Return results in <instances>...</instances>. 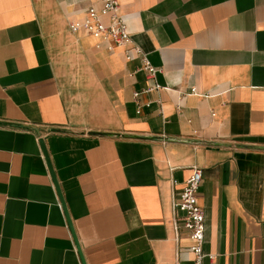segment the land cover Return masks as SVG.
Masks as SVG:
<instances>
[{
  "label": "crops",
  "instance_id": "crops-1",
  "mask_svg": "<svg viewBox=\"0 0 264 264\" xmlns=\"http://www.w3.org/2000/svg\"><path fill=\"white\" fill-rule=\"evenodd\" d=\"M101 6L0 0V264H175L195 167L203 264H264V0H119L138 98L140 60L70 29Z\"/></svg>",
  "mask_w": 264,
  "mask_h": 264
},
{
  "label": "built area",
  "instance_id": "built-area-1",
  "mask_svg": "<svg viewBox=\"0 0 264 264\" xmlns=\"http://www.w3.org/2000/svg\"><path fill=\"white\" fill-rule=\"evenodd\" d=\"M102 6L88 9V18L83 22H70L73 32L84 29L88 34L97 36L107 43L109 50L125 46L128 60L138 58L140 68L145 73L146 86L141 91L134 92V97L161 88L157 81L159 67L155 66L148 55L134 44L128 30V25L119 12V0H101ZM109 15L110 23H104L100 15ZM203 180V171L195 167L191 175L184 181L183 187L176 189L179 184L175 177L172 182V225L177 243L175 264H203L207 254L204 252L206 237L205 213L199 204V189ZM188 237L192 243L188 246L180 244L182 237ZM210 259L214 255H208Z\"/></svg>",
  "mask_w": 264,
  "mask_h": 264
},
{
  "label": "water",
  "instance_id": "water-1",
  "mask_svg": "<svg viewBox=\"0 0 264 264\" xmlns=\"http://www.w3.org/2000/svg\"><path fill=\"white\" fill-rule=\"evenodd\" d=\"M92 134H103V135H107V134H111V133H100V132H91Z\"/></svg>",
  "mask_w": 264,
  "mask_h": 264
}]
</instances>
